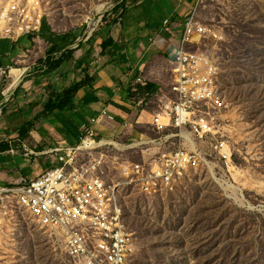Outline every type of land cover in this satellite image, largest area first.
<instances>
[{
  "label": "built area",
  "instance_id": "built-area-1",
  "mask_svg": "<svg viewBox=\"0 0 264 264\" xmlns=\"http://www.w3.org/2000/svg\"><path fill=\"white\" fill-rule=\"evenodd\" d=\"M206 1L195 0L192 13L183 20L168 88L133 91L137 115L123 124L120 134L103 138L83 124L76 145L59 142L42 153L50 165L38 175L0 185V238L35 218L38 227L60 240L74 264H132L137 250L134 233L121 229L126 221L111 219L114 208L96 183L98 173L112 168L118 172V179H110L112 187L132 185L137 193L154 196L175 192L169 191V183L180 188L197 169L234 172L236 128L225 113L228 103L218 56L223 36L199 20ZM44 17V0H5L0 5V39L37 41ZM10 68L0 67V77ZM215 84H222L219 94H212ZM149 105L156 107L148 111ZM101 119L114 121L106 109L95 122ZM146 126L152 134L139 130ZM32 154L27 150L25 156Z\"/></svg>",
  "mask_w": 264,
  "mask_h": 264
},
{
  "label": "rangeland",
  "instance_id": "rangeland-1",
  "mask_svg": "<svg viewBox=\"0 0 264 264\" xmlns=\"http://www.w3.org/2000/svg\"><path fill=\"white\" fill-rule=\"evenodd\" d=\"M135 1L44 0L43 23L50 25V35L75 41L86 30L108 26ZM198 16L223 36L218 56L225 113L236 128L234 172L197 169L180 188L169 186L175 192L154 196L137 193L132 185L117 186L124 224L136 239L132 264H264V0H207ZM8 75L0 77V97H8L23 78L4 95ZM219 91L222 84H215L212 94ZM139 130L152 134L149 126ZM96 177L112 187L118 172L105 168ZM3 234L0 264H74L35 218Z\"/></svg>",
  "mask_w": 264,
  "mask_h": 264
},
{
  "label": "crops",
  "instance_id": "crops-1",
  "mask_svg": "<svg viewBox=\"0 0 264 264\" xmlns=\"http://www.w3.org/2000/svg\"><path fill=\"white\" fill-rule=\"evenodd\" d=\"M194 6L195 0H136L108 26L75 41L50 35L46 22L37 41L1 38L0 67L20 65L25 74L0 97V185L38 175L50 164L42 153L59 142L76 145L83 124L103 138L120 134L137 115L133 91L168 88L182 23ZM102 109L114 121L96 123ZM27 150L34 154L25 156Z\"/></svg>",
  "mask_w": 264,
  "mask_h": 264
},
{
  "label": "bare ground",
  "instance_id": "bare-ground-1",
  "mask_svg": "<svg viewBox=\"0 0 264 264\" xmlns=\"http://www.w3.org/2000/svg\"><path fill=\"white\" fill-rule=\"evenodd\" d=\"M11 74H12V78H11L10 84L8 85L7 89L5 90V94L9 93L11 91V89H13L14 86L19 83V81L21 80L23 71L21 69H12ZM96 183L99 184L100 188L102 189V194H107V199L109 201L110 207L114 208L111 210V219H118L119 218L120 221H123L121 205L118 201L117 189L115 187H111V186L104 187L98 181L97 177H96ZM171 184L172 183H169V186ZM121 229L128 230L126 225L124 224V222H121Z\"/></svg>",
  "mask_w": 264,
  "mask_h": 264
},
{
  "label": "trees",
  "instance_id": "trees-1",
  "mask_svg": "<svg viewBox=\"0 0 264 264\" xmlns=\"http://www.w3.org/2000/svg\"><path fill=\"white\" fill-rule=\"evenodd\" d=\"M43 38H45V37H43ZM47 41L50 43V40H47ZM155 91H156L155 87H146L145 89L140 88L138 92H140V93H154ZM46 109H49V106H47Z\"/></svg>",
  "mask_w": 264,
  "mask_h": 264
},
{
  "label": "water",
  "instance_id": "water-1",
  "mask_svg": "<svg viewBox=\"0 0 264 264\" xmlns=\"http://www.w3.org/2000/svg\"><path fill=\"white\" fill-rule=\"evenodd\" d=\"M12 92V91H11Z\"/></svg>",
  "mask_w": 264,
  "mask_h": 264
}]
</instances>
